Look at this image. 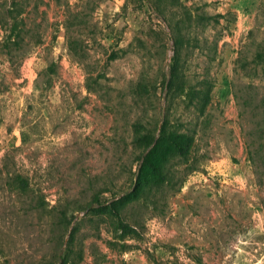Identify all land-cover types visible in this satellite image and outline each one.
I'll use <instances>...</instances> for the list:
<instances>
[{"label": "rangeland", "instance_id": "1", "mask_svg": "<svg viewBox=\"0 0 264 264\" xmlns=\"http://www.w3.org/2000/svg\"><path fill=\"white\" fill-rule=\"evenodd\" d=\"M0 264H264V0H0Z\"/></svg>", "mask_w": 264, "mask_h": 264}, {"label": "trees", "instance_id": "2", "mask_svg": "<svg viewBox=\"0 0 264 264\" xmlns=\"http://www.w3.org/2000/svg\"><path fill=\"white\" fill-rule=\"evenodd\" d=\"M174 70V69H173ZM172 70V71H173ZM175 71V70H174ZM172 77L174 78L173 72ZM171 77V79H173ZM173 80H171L172 82ZM208 94H205L202 97L203 101H206L208 99ZM163 138L159 141L158 145L153 147L151 150L148 151L149 145H146L145 147L138 146L141 150L140 154L136 158V162L140 163V172L139 177L137 180H134L132 186L134 187L133 191H119L118 195H115L114 198H118L116 202H113L112 205L115 203L126 205L127 202H129L131 197L137 198L138 194L142 192L145 188H150L151 190L156 187L155 190L159 191L161 187L164 185V183L169 184L172 183V180L166 176V165L168 162H170L173 158L181 159L182 161H189V155L190 151L193 147L194 140H195V134L193 133H187V132H176L171 131L168 132V128L165 125L162 129ZM166 147V150L164 152L160 151V149H164ZM160 148V149H159ZM167 153V154H165ZM153 156H159L161 158V161H155L152 159ZM193 171L194 169L188 168ZM187 171V170H186ZM185 172V171H184ZM182 172V174H184ZM163 179L161 181H155L152 182L156 178ZM185 177V174L183 175ZM185 179H181L180 183H183ZM23 183L25 185H29L27 180H23ZM153 191V190H152ZM125 193V194H124ZM96 201L97 203H101V194L96 195ZM138 199V198H137ZM154 203H159V200L154 199Z\"/></svg>", "mask_w": 264, "mask_h": 264}]
</instances>
